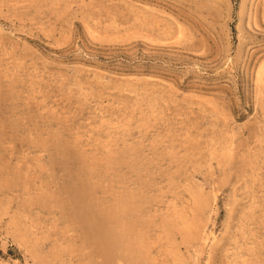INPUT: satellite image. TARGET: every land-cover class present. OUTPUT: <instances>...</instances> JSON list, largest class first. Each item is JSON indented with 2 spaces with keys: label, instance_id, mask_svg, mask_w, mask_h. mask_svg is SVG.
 Here are the masks:
<instances>
[{
  "label": "rangeland",
  "instance_id": "1",
  "mask_svg": "<svg viewBox=\"0 0 264 264\" xmlns=\"http://www.w3.org/2000/svg\"><path fill=\"white\" fill-rule=\"evenodd\" d=\"M0 264H264V0H0Z\"/></svg>",
  "mask_w": 264,
  "mask_h": 264
},
{
  "label": "bare ground",
  "instance_id": "2",
  "mask_svg": "<svg viewBox=\"0 0 264 264\" xmlns=\"http://www.w3.org/2000/svg\"><path fill=\"white\" fill-rule=\"evenodd\" d=\"M206 240V239H205ZM206 245V244H205Z\"/></svg>",
  "mask_w": 264,
  "mask_h": 264
}]
</instances>
